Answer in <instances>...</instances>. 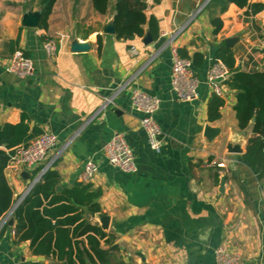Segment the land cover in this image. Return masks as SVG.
<instances>
[{"label":"crops","instance_id":"crops-1","mask_svg":"<svg viewBox=\"0 0 264 264\" xmlns=\"http://www.w3.org/2000/svg\"><path fill=\"white\" fill-rule=\"evenodd\" d=\"M42 1L0 0V124L25 119L30 131L56 136L47 159L58 154L50 170L59 175L60 191L78 182L84 162L94 160L97 169L87 183L101 191L100 212L92 213L91 221L105 231L102 247L127 264H215L220 246L237 255L240 264L264 262V177L243 157L252 126L239 128L236 90L226 82L219 94L224 100L220 117L209 121L208 103L215 93L203 81L226 39L234 40L229 47L237 70L264 71V0H249L263 5L257 12L233 3L221 11L220 4L209 1L174 36L171 46L178 51L204 56L202 66L193 67L201 82L192 101L176 100L170 91V45L143 65L205 0H148L145 12L157 21L156 37L145 24L144 36L126 40L106 31L114 21L113 8L99 14L90 0H56L47 28L23 26L24 15L40 13ZM214 17L222 20L217 33ZM146 36L151 37L148 43ZM48 38L57 43L54 57L43 47ZM16 39L14 52L22 51L32 62L26 78L6 70L13 53L9 41ZM74 44L87 48L74 51ZM132 88L161 99L159 153L149 147L141 115L130 107ZM115 132H123L133 150L137 170L132 174L111 166L103 155ZM229 145L241 153L230 152ZM47 159L20 173L7 164L4 174L13 202ZM101 215L108 217L106 228ZM14 224L11 214L0 234V264H49V258L31 253L29 241L17 240Z\"/></svg>","mask_w":264,"mask_h":264},{"label":"trees","instance_id":"trees-1","mask_svg":"<svg viewBox=\"0 0 264 264\" xmlns=\"http://www.w3.org/2000/svg\"><path fill=\"white\" fill-rule=\"evenodd\" d=\"M96 12L106 15L114 10V29L117 39H132L144 36V25L148 24L150 33L156 37L157 21L147 17L148 0H90ZM154 3L160 0H152ZM56 0H43L40 9L38 26L47 28L48 17ZM229 3L239 8L251 7L252 12L263 8L260 3L250 4L249 0H210L209 4H220L223 11ZM214 33L222 27L219 17L211 19ZM18 39L10 40V49L14 52ZM180 56L192 61L193 67L199 68L204 63V56L195 53L189 57L185 50ZM216 61L223 62L231 75L226 81L236 90L234 106L240 129L252 126V137L249 138L244 159L259 177H264V71L244 72L235 68L232 49L223 44L214 55ZM224 100L213 94L208 103L209 121L220 117V108ZM37 129L29 130L25 119L17 124H0V219L12 208L13 191L10 188L4 169L7 166L14 148L26 144L31 138L39 135ZM57 172L47 170L42 179L25 195L12 212L14 231L17 240L29 241L33 255L44 256L49 264H127L112 251L105 249L101 241L105 231L92 223L91 214L100 212L99 189L90 183L75 182L58 192ZM5 225L1 228L3 233Z\"/></svg>","mask_w":264,"mask_h":264},{"label":"built area","instance_id":"built-area-1","mask_svg":"<svg viewBox=\"0 0 264 264\" xmlns=\"http://www.w3.org/2000/svg\"><path fill=\"white\" fill-rule=\"evenodd\" d=\"M210 0H205L198 6L196 11L189 16L187 21L177 32L170 35L169 38L157 49L148 55L143 67L148 66L159 54V52L170 45L171 49V72H170V91L176 100L192 101L197 97V88L201 79L193 69L192 61L182 57L176 47L171 46L174 36L186 28L192 19L208 4ZM44 50L48 57H54L57 51L55 39L48 38L43 43ZM133 54L137 53L135 48L130 49ZM6 70L18 78H26L33 72L32 62L25 57L23 52L17 50L12 53L6 64ZM231 73L226 65L221 61H212L206 70L204 82L211 87L215 94L219 95L221 85L230 77ZM114 91V93L104 99L105 106L112 102L114 96L119 90L127 84ZM130 107L134 112L140 113V127L143 129L147 142L151 150L160 152L162 130L156 119V113L160 108L161 99L148 91L140 88H132L130 91ZM56 136L50 132H42L31 138L26 144H21L14 148L13 154L9 159L8 167L13 171L21 172L23 169H29L47 159L49 151L55 146ZM103 155L106 161L113 167L123 173L132 174L136 172V162L133 150L127 142L123 132H115L104 144ZM58 154L47 159L45 165L39 170L36 177L29 183L22 195L14 202L12 208L0 219V229L3 227L8 217L12 214L15 207L23 200L25 195L38 183L47 170L51 168ZM97 166L92 158L84 162L83 169L79 174V182L87 183L90 181ZM13 209V210H12ZM215 264H240L237 255L230 253L226 248L220 246L215 251ZM252 264H264L262 261H255Z\"/></svg>","mask_w":264,"mask_h":264},{"label":"water","instance_id":"water-1","mask_svg":"<svg viewBox=\"0 0 264 264\" xmlns=\"http://www.w3.org/2000/svg\"><path fill=\"white\" fill-rule=\"evenodd\" d=\"M39 20H40V13L39 12H28L24 15L23 20H22V25L25 27H37L39 24ZM107 32L109 33H115V29H114V21L112 22V24L106 29ZM151 41V37L150 36H146L144 39V42L148 43ZM233 39H226L225 43L228 46H231L233 44ZM87 48V45H80V44H74L72 49L74 51H80V50H84ZM210 129L206 128V136L210 135ZM229 151L232 153H241V149L238 146H234V145H229L228 147ZM24 174V173H22ZM57 191L61 190L60 186L56 187ZM13 210V209H12ZM100 221L101 224L104 228L107 227V223H108V217L106 215H101L100 217ZM9 224L12 223V219L9 220L8 222Z\"/></svg>","mask_w":264,"mask_h":264}]
</instances>
